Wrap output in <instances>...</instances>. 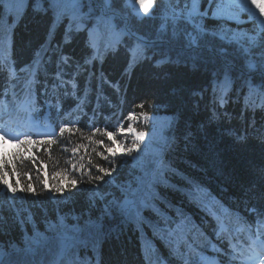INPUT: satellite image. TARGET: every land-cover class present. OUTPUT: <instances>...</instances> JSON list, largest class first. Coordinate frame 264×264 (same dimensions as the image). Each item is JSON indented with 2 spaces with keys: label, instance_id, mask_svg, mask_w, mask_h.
I'll return each mask as SVG.
<instances>
[{
  "label": "trees",
  "instance_id": "16d2710c",
  "mask_svg": "<svg viewBox=\"0 0 264 264\" xmlns=\"http://www.w3.org/2000/svg\"><path fill=\"white\" fill-rule=\"evenodd\" d=\"M107 1L106 8L101 6L111 26L104 23L103 30L98 21L77 31L73 20L61 16L69 5L65 1L0 0V95L11 88L30 106L50 101L57 130L61 123H75L85 137L92 136L88 140L79 132L65 133L51 147L25 148L23 159L0 153L16 163L15 174L7 166L10 182L15 186L18 179L20 187L32 183L37 192H18L12 201L0 188L1 264H53L50 253L59 248L60 237L69 240L64 257L72 264L85 258L89 264H193L194 254L207 245L221 259H230L220 255L229 238L243 247L249 242V224L255 232L259 219L264 229V216L253 217L249 211L264 209V74L247 70L249 64H264V55L223 36L221 20L204 19L200 31L195 27L199 18L183 19L190 0H154L149 16L142 11L137 15L139 9L123 0ZM95 6L90 14L98 10ZM173 8L181 13L175 23L167 15ZM87 26L97 29L96 40L90 39ZM138 45L144 55L134 59L132 49ZM42 48L47 52L35 65ZM95 51L100 58L85 64ZM62 57L69 58L67 63ZM24 112L19 108L17 115ZM163 112L171 114V121L159 148L141 143L126 162L115 160L111 178L87 183L100 175L96 165L111 167L100 155L103 148L94 143L104 138L103 131L116 134L131 124L146 133L153 115ZM130 113L136 118L128 120ZM238 137L246 139L238 142ZM78 145L84 147L73 157ZM33 156L39 175L29 159ZM72 178L80 182L65 187L62 195L42 191L41 181L55 187L69 185ZM90 187L99 193H90ZM145 198L167 219L145 209L141 225L129 221L120 208H109L114 202L123 207L126 201ZM202 200L223 205L213 209L229 226L219 238L213 236L218 222ZM237 212L242 219L233 215ZM153 224L172 234L174 254L154 235ZM183 238L188 241L184 247L179 244Z\"/></svg>",
  "mask_w": 264,
  "mask_h": 264
},
{
  "label": "snow or ice",
  "instance_id": "6c2138e0",
  "mask_svg": "<svg viewBox=\"0 0 264 264\" xmlns=\"http://www.w3.org/2000/svg\"><path fill=\"white\" fill-rule=\"evenodd\" d=\"M139 4V10L137 12V15L142 11L145 16L151 15V10L153 9V0H136ZM207 4L209 5V8L204 9L203 11L200 10L199 4L200 0H192V6L191 8H188L187 4L185 5V8L182 10L183 12V19L192 22L195 18L199 17L200 22H197L195 24V27L199 29L200 31H203V20L204 19H210V20H230L233 17L229 14H227L226 10L222 7L221 3L218 2V0H206ZM53 10H55L56 5L53 4L51 6ZM231 9L238 13L240 11H243L245 13L247 12H253L255 17H259V30L261 32H264V5L257 2V0H243V2H239V0H234V3L230 6ZM168 16H170L173 23H175L177 20L181 19V13L177 12L175 8L171 10L170 13H167ZM71 27L72 22H69V28L66 32V40L65 42H70L67 37L71 34ZM254 27H256L254 23ZM79 25H77V31H79ZM190 35V34H189ZM253 40H255V37H253ZM191 42H195V39L192 38ZM91 45V42L89 44ZM47 52L46 48H42L41 51L36 53V59L34 60V64L38 65L42 59H43V53ZM132 55L134 59L140 58L144 55L143 47L138 45L135 49H132ZM101 53L99 51H95L93 55L90 58L85 59V64L90 63L92 60L100 58ZM69 58H63L62 60L67 63V60ZM7 63V60L5 61ZM13 70H15V64L13 62L12 64ZM247 70L250 73H256L260 72L264 74V64H261L259 67L257 64H249L247 65ZM264 86V85H262ZM139 107L143 108V104H141ZM141 116L145 120H147L149 117L147 113H141ZM135 115L133 113L129 114L128 120L135 119ZM90 126V125H89ZM119 134L121 137L124 138V144L123 146H120L117 135L112 131H103L102 136L107 139L108 143L105 145V139H99L94 141L96 145H99L103 148V152L100 153V155L103 157L104 161L111 165V167H101L99 165H96V171L100 173V175H97L93 177L92 179L88 180L87 183H93V182H99L104 180V178L107 176L111 178V173L115 170V160L119 159L121 163L126 162L128 157H131L133 152L138 151L140 149V145L145 140L146 133L142 130L138 131L136 130L131 124H129V127L125 129L123 126H121L119 129ZM79 132L81 134V138H86L88 140L92 139L91 135H88L87 137L84 136L81 129L76 127L75 123H61L58 127V130L56 126L50 125L49 127L44 128L42 131L35 133L34 135L36 138H33V134H12L7 130L6 125L0 124V142H12L17 145H25L29 148L36 147L38 145H45L47 147H51L53 144H56L58 142L59 137H63L65 133H67L70 136L74 135L75 133ZM101 132L100 129H93V133ZM131 135L134 137L131 141L127 139V137ZM238 142L242 141L246 138H237ZM130 143L131 146H128ZM80 147H84L83 145H78L77 147H74L72 149V155L75 157L77 153L80 150ZM120 147V151L118 152L117 149ZM39 150V149H37ZM62 151H67L66 147L61 148ZM104 152L108 153L107 156L104 155ZM13 158H20L23 159L21 153L16 152L13 153ZM14 159H8L3 154H0V188L7 194H11L12 201H15L17 198L18 192H27L32 195H37L36 188L32 185V183H28L26 187H20L19 180H16L15 186L12 182L7 178L9 176L8 167H11V171L13 174L16 172V163L14 162ZM30 161L32 162L34 168L36 169L37 174L40 173V168L36 164V158L30 157ZM71 163V161H69ZM73 169L76 170V165H72ZM82 175V173H81ZM91 175V173H89ZM80 181H78L76 178H72L70 180L69 185H57L55 187H50L47 183V181H41L43 184L42 191H49L50 194H63L65 191V187H76L77 184ZM199 191V189H197ZM155 197L152 198L154 200ZM152 200H149L147 198L141 200L139 203H136V201H126L125 206L121 207L115 202L112 205H109V208L112 211H115L117 208H120V211L122 214L126 215L129 221L136 222L138 224H143V218L141 216V212L145 209H151L152 211L156 212L157 215L161 216L164 219H167L166 216H164L162 213L159 212V210L154 206ZM204 209L208 211L218 222V230H217V237H221V230L219 227V221L220 217L216 216V213L213 211L215 207L219 205L218 201L215 200H208V201H201ZM221 209H223V205H219ZM226 211V210H225ZM253 217H260L264 216V209H259L256 207H252L249 210ZM233 215H236L238 219H242L239 216V213H233ZM257 225V229L255 232L251 231V225H248L249 229V237L248 241H245L244 247H238L236 244L231 243V239L229 238V243L227 245L226 249H223L221 252L222 257H229L230 259H226V264H232L233 261L236 259H240L242 261V264H264V229H261L260 227V220L256 219L254 221ZM154 229V235L158 236L162 243H165L170 250V254H174L175 249H173V240H172V234L167 232L165 229L160 228L158 224L152 225ZM148 252H151V246H148ZM74 264H89L88 260L85 258L83 260L75 261Z\"/></svg>",
  "mask_w": 264,
  "mask_h": 264
},
{
  "label": "rangeland",
  "instance_id": "374dc122",
  "mask_svg": "<svg viewBox=\"0 0 264 264\" xmlns=\"http://www.w3.org/2000/svg\"><path fill=\"white\" fill-rule=\"evenodd\" d=\"M24 2H27L28 0H23ZM67 3L66 10L61 9L60 12L62 13L61 16L67 15L69 20H73L72 22L75 24V27L77 28V25H79V28L83 27V25L89 21V11L94 7L98 8V10L93 13L97 17L96 23L98 21L101 22L102 29L106 30L104 27V23L107 26H111L110 22L107 21L108 16L103 15V8L102 3H104L105 8L108 5L107 0H84L85 6L82 8V0H57V2L61 3ZM124 5H130L131 8H138L139 4L136 2V0H123L122 1ZM219 3H221L222 7L226 10L227 14L231 15L233 18L230 20H221L220 25L218 29H221V33L223 36H227V38L235 40L236 42H240L243 44V48L247 50V48H253L254 52L256 54H263L264 55V33L259 30L258 24H259V17H255L253 12H243L240 11L238 13L234 12L231 9V5L234 3V0H218ZM239 2H243V0H239ZM258 3L264 5V0H257ZM101 3V4H100ZM87 4V5H86ZM154 4V0H153ZM192 6V0L189 1L188 8H191ZM200 10L203 11L204 9L209 8V5L207 4L206 0H200L199 4ZM100 9V10H99ZM199 18V17H197ZM193 22V21H192ZM233 22V23H231ZM254 23L256 27H254ZM89 37L91 40H96L100 35L97 31V29L94 26H87ZM123 33V30L121 29L119 31V37H121ZM108 32L106 31L104 35H107ZM253 37H255V40H253ZM16 106V104L12 105ZM4 107V106H3ZM2 107V108H3ZM5 110H3V115L1 117H4L5 119L9 118L10 112L9 108L10 106L4 107ZM171 114L170 113H158L154 114L152 117V126L150 129L146 132L145 140L142 142L144 147H154L155 149L159 148V142L162 138V135L166 133V130L168 129L171 121ZM15 120V123H21L17 122L19 119H22L20 116L13 117ZM28 122V126H24L23 129L26 130L27 133H35L36 129H44L46 127L37 126L31 119V116L26 117ZM14 123V125H15ZM25 124V122H22ZM14 127L11 131L12 134H21L23 131H20L17 129V126H11V128ZM118 135L119 131H117ZM131 137L128 136V139ZM134 138V137H133ZM120 146H123L124 144V138L120 136V140H118ZM117 151H120V147H118ZM19 152L20 153V147L12 142H0V153H6V154H13ZM161 153V152H159ZM160 159H163L164 157L162 155L159 156ZM159 159L156 161V164H158ZM54 164H57V161L55 160ZM19 167V166H18ZM148 167L144 168V171H146ZM23 170V169H21ZM138 171V170H136ZM135 172V171H134ZM91 186V185H90ZM118 187H123L122 184H120ZM88 190H90V193L93 192L94 194H98L99 191L95 187H90ZM120 194V193H119ZM1 259V257H0Z\"/></svg>",
  "mask_w": 264,
  "mask_h": 264
}]
</instances>
